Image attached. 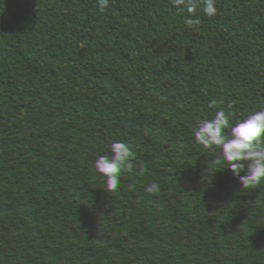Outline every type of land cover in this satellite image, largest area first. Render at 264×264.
I'll return each mask as SVG.
<instances>
[{
	"label": "trees",
	"instance_id": "16d2710c",
	"mask_svg": "<svg viewBox=\"0 0 264 264\" xmlns=\"http://www.w3.org/2000/svg\"><path fill=\"white\" fill-rule=\"evenodd\" d=\"M215 7L213 17L198 8L201 23L189 28L170 0H109L103 13L97 0H0V195L32 197L34 172L47 168L69 178L78 200L92 187L90 166L110 151L104 137L140 146L155 135L158 167L179 172L192 195L188 216L230 224L234 196L264 199V180L242 188L226 164L210 163L220 149L194 140L198 122L230 101L233 124L264 109V0ZM72 137L89 144L70 146ZM153 149L135 152L144 175L121 173L113 198L92 194L64 223L74 208L60 178L40 173L32 202L7 194L0 219L18 212L26 226L19 253L0 264H264V205L237 200L232 232L185 221L184 192L153 169ZM210 170H228L227 181ZM152 183L158 194L144 191ZM18 226L0 225V257L15 249Z\"/></svg>",
	"mask_w": 264,
	"mask_h": 264
},
{
	"label": "clouds",
	"instance_id": "9594fccd",
	"mask_svg": "<svg viewBox=\"0 0 264 264\" xmlns=\"http://www.w3.org/2000/svg\"><path fill=\"white\" fill-rule=\"evenodd\" d=\"M172 7L179 13H187L184 24L192 28L201 21L196 17V11L201 8L208 17L217 14L216 0H170ZM98 10L103 13L109 6V0H97ZM224 99H213L208 103L209 108L223 104ZM235 101L227 104L228 111L219 108L211 119H203L196 125L193 135L196 143L204 149L215 151L220 149V155L211 159L213 165L226 164L233 175L238 178L242 188L249 189L258 186L264 180V109L247 115L246 118L230 122L234 116L232 111ZM227 131V134L225 133ZM111 156H98L93 162L94 169L105 180L107 191H115L120 184L121 173H133L138 168L136 175H144L147 168L144 162L139 165L133 163L136 153L132 147L122 141H115L110 145ZM223 168V169H224ZM244 173L241 175V173ZM132 189V185L128 186ZM159 185H147L144 191L148 194H158Z\"/></svg>",
	"mask_w": 264,
	"mask_h": 264
},
{
	"label": "water",
	"instance_id": "95a60500",
	"mask_svg": "<svg viewBox=\"0 0 264 264\" xmlns=\"http://www.w3.org/2000/svg\"><path fill=\"white\" fill-rule=\"evenodd\" d=\"M109 116L110 115H108L107 118H106L105 125H106V122H107V119H108ZM161 118L162 119H168L166 116H163ZM105 140H109L112 143L115 142V140L112 137L107 136V137H104L100 141V145ZM152 141H154L156 143L155 148H154L153 153H152V167H153V169L157 173H159L161 175L176 177L178 179V181H179L180 187L182 188V190L184 192L186 201H185V204L183 205V207L180 210V215L185 221H196V222H199V223H201V224H203V225H205L207 227H210V228L223 229V230L232 232V231H234L236 229V227L238 225V219H237V217L235 216V214L233 213V210H232V208H233V206H234V204H235V202L237 200L247 199V200L255 201L257 203H260V204L264 205V199H262V198H260L258 196L242 193V194H238V195L234 196L228 203L227 213H228V217H229V219L231 221L230 224L213 223V222H210V221L206 220L204 217L199 216V215L188 216L187 215V210H188L189 205L191 204L192 195L189 192V190L187 189L182 175L179 172L175 171V170H161L158 167V165H157V153H158V150H159L160 145H161V141L159 140V138H157L155 135H150V136H147L143 140V143L140 146H133V145H130V144L129 145L132 147V150L134 152L140 153V152H143L148 147L150 142H152ZM80 143L89 144V143L84 142L83 140H81L79 138H76V137H72L69 140V145L70 146H77ZM106 155L111 156V152L109 151ZM133 163L134 164H138L139 161L138 160H134ZM202 170H204V169H202ZM93 171H94V166L92 164L90 166L89 170H88V174H89V177H90V180H91V183H92L91 189L86 191L83 195H81L78 200H75L74 199V195H75L74 188H73L72 182L69 180V178H67L65 175H63V174H61V173H59V172H57L55 170H51V169H47V168H40V169L36 170L34 172L33 176H32V178H33V180L35 182V186H36V190H35L34 195L32 197H30V198H27V197L22 196L20 193H18L14 189H11V188L5 189L2 192V194L0 195V214H1L2 210H3L4 200H5V196L7 194H12L15 197H17L19 200L24 201V202H32L35 199H37V197L39 196V194L41 192V182H40V179H39V174L40 173H45V174L53 175V176H56V177L60 178L69 187V194H68V198H67V203L69 205H71L74 208V210L71 211L68 214V216L61 222V223H64V222H66L67 220H69L73 216V214L75 213L76 209L80 206L82 201L87 199L89 196H91L95 192V190H96V188L98 186V183H97L96 178L93 175ZM210 171L212 173L221 175L227 181L228 170H225L223 172L215 171V170H210ZM121 180H122V177L120 178V182H121ZM104 186H105V184L102 186V188ZM203 186H206L208 189L212 190L211 186L207 182H200L197 185V190L199 192L205 194V195H207V193L203 189ZM119 187H120V184H119ZM119 187L117 188V190H115L107 198H103V197L100 196V191H101V189H100L98 191V194H97V199L100 200V201H106V200H109V199L113 198L115 196V194L118 192ZM94 206H95V200H93L92 203H91V207H94ZM12 220H17L19 222V226H18L17 233H16V247L10 254L1 256L0 257V263L4 262V261L11 260L12 258H14L19 253L20 248H21V235H22V232H23V230H24V228L26 226V219L20 213L14 212V213H11V214L7 215L4 219H0V225H6L7 223H9ZM36 258H37V256L34 253V257L32 259V263H34L36 261Z\"/></svg>",
	"mask_w": 264,
	"mask_h": 264
},
{
	"label": "flooded vegetation",
	"instance_id": "af4514ba",
	"mask_svg": "<svg viewBox=\"0 0 264 264\" xmlns=\"http://www.w3.org/2000/svg\"><path fill=\"white\" fill-rule=\"evenodd\" d=\"M152 142L154 143V148H155L156 143H155L154 141H152ZM152 142H150V144H151ZM150 144H149V145H150ZM149 145H148V147H149ZM148 147H147V148H148ZM147 148H146V149H147ZM153 150H154V149H153ZM152 153H153V152H152ZM135 160H138V159L135 158ZM138 161H139V160H138ZM139 163H140V161H139ZM139 163L136 164V165H139ZM120 178H121V177H120ZM97 183H98V182H97ZM102 186H103V185H102ZM102 186H99V185H98L97 188H96V190H95V192L93 193V194H95L96 198H97L98 191H99L100 189H101V191H100V196H101V193H102V191H103L104 188H105V186H104L103 188H102ZM91 203H92V202H91Z\"/></svg>",
	"mask_w": 264,
	"mask_h": 264
}]
</instances>
